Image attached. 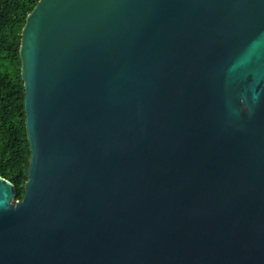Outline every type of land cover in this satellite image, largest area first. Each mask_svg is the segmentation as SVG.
Here are the masks:
<instances>
[{"label": "water", "instance_id": "obj_1", "mask_svg": "<svg viewBox=\"0 0 264 264\" xmlns=\"http://www.w3.org/2000/svg\"><path fill=\"white\" fill-rule=\"evenodd\" d=\"M18 59L0 264H264V0H37Z\"/></svg>", "mask_w": 264, "mask_h": 264}, {"label": "trees", "instance_id": "obj_2", "mask_svg": "<svg viewBox=\"0 0 264 264\" xmlns=\"http://www.w3.org/2000/svg\"><path fill=\"white\" fill-rule=\"evenodd\" d=\"M36 1L0 0V176L12 184L14 200L23 195L29 157L18 46L25 15Z\"/></svg>", "mask_w": 264, "mask_h": 264}]
</instances>
